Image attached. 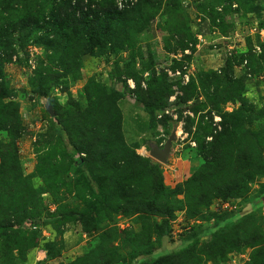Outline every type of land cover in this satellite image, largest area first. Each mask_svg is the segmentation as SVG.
<instances>
[{"label": "rangeland", "instance_id": "374dc122", "mask_svg": "<svg viewBox=\"0 0 264 264\" xmlns=\"http://www.w3.org/2000/svg\"><path fill=\"white\" fill-rule=\"evenodd\" d=\"M0 264H264V0H0Z\"/></svg>", "mask_w": 264, "mask_h": 264}, {"label": "trees", "instance_id": "16d2710c", "mask_svg": "<svg viewBox=\"0 0 264 264\" xmlns=\"http://www.w3.org/2000/svg\"><path fill=\"white\" fill-rule=\"evenodd\" d=\"M104 1L107 3H110L113 0H103V2ZM90 5L91 3L88 4L86 11L81 12V15L79 18H72V23L74 24V22H76L78 26H81L84 29L85 36L88 42L97 43L99 41V35L98 33L95 32V30L93 31L92 29H90L89 26L96 21L98 16H101V17L103 16L104 18L105 16L107 18H112L113 16L106 14L107 12H104L103 10L102 12L97 11L94 8H92ZM53 21L56 23L57 27L69 24V21L67 20L66 17L60 20H53ZM37 29H39V26H37ZM145 105L152 108L151 102H146ZM148 171H149L151 183H152L151 198H154L162 189V185H161L162 176L158 168L156 167L155 162L153 161L149 162ZM214 227H217V225ZM210 231H213V229L211 230L210 228H205V229L196 230L192 235L189 236L188 239L196 240L200 237L207 236L210 233ZM211 233H214V232H211Z\"/></svg>", "mask_w": 264, "mask_h": 264}, {"label": "water", "instance_id": "95a60500", "mask_svg": "<svg viewBox=\"0 0 264 264\" xmlns=\"http://www.w3.org/2000/svg\"><path fill=\"white\" fill-rule=\"evenodd\" d=\"M168 154V145H166L162 150L153 148L151 151V156L157 160L165 161Z\"/></svg>", "mask_w": 264, "mask_h": 264}]
</instances>
